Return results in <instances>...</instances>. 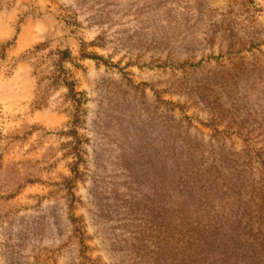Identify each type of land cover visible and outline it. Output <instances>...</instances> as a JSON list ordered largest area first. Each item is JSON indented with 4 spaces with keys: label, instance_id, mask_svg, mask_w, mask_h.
Here are the masks:
<instances>
[{
    "label": "rangeland",
    "instance_id": "obj_1",
    "mask_svg": "<svg viewBox=\"0 0 264 264\" xmlns=\"http://www.w3.org/2000/svg\"><path fill=\"white\" fill-rule=\"evenodd\" d=\"M177 129L264 164V0H0V264H189Z\"/></svg>",
    "mask_w": 264,
    "mask_h": 264
},
{
    "label": "trees",
    "instance_id": "obj_2",
    "mask_svg": "<svg viewBox=\"0 0 264 264\" xmlns=\"http://www.w3.org/2000/svg\"><path fill=\"white\" fill-rule=\"evenodd\" d=\"M212 130L214 139L224 134ZM173 142L180 148L172 144L159 172L174 183L157 206L162 234L189 264H264V174L254 179L261 156L252 141L244 138L240 153L221 142L208 157L179 129Z\"/></svg>",
    "mask_w": 264,
    "mask_h": 264
}]
</instances>
